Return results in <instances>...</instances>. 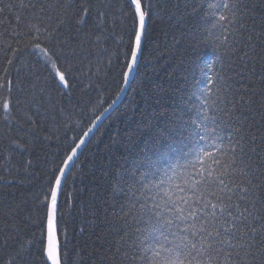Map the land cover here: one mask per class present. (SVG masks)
Masks as SVG:
<instances>
[{
    "label": "snow or ice",
    "instance_id": "snow-or-ice-1",
    "mask_svg": "<svg viewBox=\"0 0 264 264\" xmlns=\"http://www.w3.org/2000/svg\"><path fill=\"white\" fill-rule=\"evenodd\" d=\"M171 0H87L74 9L70 0H0V15H15L16 26L10 41L0 48L4 63L0 68V119L8 125L0 128V137L31 156L40 146L37 128L55 122L56 107L45 88L23 83L17 62L28 55L37 57L47 72L46 81L59 88L71 87L69 70L61 63L68 40V20L76 24L91 16L92 29L80 35L73 54L99 64L106 60L105 72L116 67L117 100L138 71L143 55L148 20L154 11L187 24L197 53L192 61L193 75L187 83V95L181 97L179 115L166 127L143 141L135 150L124 145L125 154L108 148L109 163L116 161L111 175L113 203L105 200L91 213L93 220L103 211L104 222L120 235L113 257L118 264H264V0L259 5L243 0H202L199 12L178 15L179 6L169 8ZM187 7V5H185ZM261 9L259 18L256 10ZM130 22V23H129ZM117 26L121 27L116 33ZM77 33L80 29L77 27ZM119 36L116 47H109L112 36ZM125 37H127L125 39ZM55 45L53 46V42ZM203 49L206 55L201 56ZM198 61V62H197ZM115 62V63H114ZM27 72V65H24ZM13 70L16 79L12 77ZM100 67H96L98 75ZM113 100L84 127L76 121L80 135L63 148V155L43 175L40 189L31 194L33 201L26 217L38 233L17 242L8 264H69V233L61 212L68 173L77 166L82 148L99 129L98 122L117 102ZM95 113L101 100L83 102ZM47 105V106H46ZM90 105V107H89ZM52 115H49V112ZM66 109L61 106L60 115ZM193 113L194 118L184 117ZM35 117H39L38 123ZM13 125L15 135H13ZM45 135L43 140H50ZM121 143L113 138V146ZM15 167V175L13 168ZM33 161L22 166L12 164V152L0 153V187L31 183ZM23 174V175H22ZM27 204V200L24 201ZM73 196L65 204L71 208ZM111 210V218L109 217ZM10 217L14 215L9 210ZM113 221H121L115 226ZM19 232L17 225L3 229ZM84 229L81 228V232ZM63 232L64 240L60 236ZM16 241L17 236L4 238ZM82 264V262H81Z\"/></svg>",
    "mask_w": 264,
    "mask_h": 264
},
{
    "label": "trees",
    "instance_id": "trees-1",
    "mask_svg": "<svg viewBox=\"0 0 264 264\" xmlns=\"http://www.w3.org/2000/svg\"><path fill=\"white\" fill-rule=\"evenodd\" d=\"M70 2L74 3L73 11H75L82 3L86 5L87 0H70ZM243 2L259 5L260 0H243ZM201 4L202 0H171L168 6L175 11L173 6L178 5V15L184 12L192 14L193 8H196L197 13L194 15L198 16L202 14L199 12ZM260 12L261 9L257 8V18ZM94 16L95 8L91 16L85 17V21L77 25L75 21L78 17L72 16L70 12L66 21L69 24V31L65 32L61 39L68 40L69 43L64 46L60 63L69 70L68 79L71 85L69 89H63L62 86L58 88L50 80L46 81L47 72L42 61L38 62L37 57L25 55L17 62V67L22 69L21 76L26 77L23 80L25 86L30 89L33 83H37L38 89L45 88L46 93L51 95L56 107L57 119L55 122H44V131L37 128V134L41 137L40 146L31 156L22 153L19 149L12 151L14 146L10 147L8 141L0 137V153L8 155L12 152L14 166H22L25 160L31 159L33 168L30 171L34 177L31 183L17 184L7 189L0 187V264H8L17 242L29 238L33 232L39 234L38 229L26 219L33 204L31 194L40 189L43 183L42 177L52 167V162L58 161L63 155L64 145L74 136L78 137L81 134L75 126L76 121H82L81 127H84L90 119H94L95 115H99L117 98L118 89L113 79L117 68L114 67L106 73V60L104 64L98 65L97 59L93 57L89 71L88 61L73 54L80 35L92 29ZM192 18V15H188L182 22H178L175 18L170 20L160 11L153 12L148 20V31L138 71L134 73L123 98L81 151L77 166L68 173L60 201L61 212L64 215L61 227L67 224L68 248L72 250L69 264H81V262L82 264H118L119 257L115 260L113 257L119 246L120 235L115 233L114 227L105 224L103 211L95 220L91 215L93 209L102 206L105 200L109 205L113 203L111 175L107 173L115 167L116 161L112 160L111 164L109 163L108 148L111 147L118 155L125 154L124 145L135 150L138 145L142 146L144 140L163 130L170 120H174L176 118L174 111L179 115L178 106L181 105V97L186 98L187 83L191 82L193 75H199L198 71H193L192 61L196 60L197 53L190 47L194 41L187 29V24L191 23ZM16 24L15 15L8 13L0 15V48L10 41L15 46L11 32ZM77 27L80 29L79 34L76 31ZM120 31L121 27L117 26L115 32L118 34ZM118 39V35L110 37L111 49L116 47L115 41ZM207 52V49H203L201 56L206 55ZM3 63V53L0 52V68L3 67ZM24 65H27V69L31 71L26 73ZM97 66L101 69L99 74H91L96 72ZM12 77L16 79L15 70ZM89 99L93 104L101 100L103 103L99 104L94 114L88 112L85 115L86 107L83 102ZM61 106L66 109L63 116L59 113ZM49 115H52L51 110ZM189 116L194 118L193 113H188L184 118L188 119ZM34 119H37L38 123L42 122L39 117L34 116ZM7 127L8 125L0 119V128L6 131ZM13 135H15L14 125ZM45 135H50L51 139L43 140ZM114 137H118L121 143L113 146ZM0 174L10 179L2 170ZM13 175H15V167ZM69 193L73 196L71 208L65 204ZM25 200L27 204L24 203ZM10 209L14 211L11 217L8 215ZM109 217L111 218L110 209ZM6 221L8 226L17 225L19 232H15L10 227L9 230L4 231ZM121 223V221H113L115 226ZM81 228L84 229L83 232ZM11 235H16L17 240H9L5 245L4 238ZM60 239L63 242V232ZM34 259L36 264H39V258Z\"/></svg>",
    "mask_w": 264,
    "mask_h": 264
},
{
    "label": "water",
    "instance_id": "water-1",
    "mask_svg": "<svg viewBox=\"0 0 264 264\" xmlns=\"http://www.w3.org/2000/svg\"><path fill=\"white\" fill-rule=\"evenodd\" d=\"M133 76H134V73H133ZM130 81H131V80H130ZM129 83H130V82H129ZM128 85H129V84H128ZM128 85L126 86V90H125V92H123V93L120 94L119 99H118V100H117V98L115 99V100H117V102L113 105V107L109 110V112L105 114L106 116H108V115L112 112V110L114 109V107L117 106V104H118V103L120 102V100L123 98V96L125 95V93H126V91H127V89H128ZM104 120H105V119L102 118V122H103ZM98 124H99V126H100L102 123H101V122H98ZM88 141H89V140H88ZM87 143H88V142H87ZM87 143H86V144H87ZM85 146H86V145H85ZM85 146H84V147H85ZM84 147H83V148H84ZM83 148H82V150H83ZM82 150H81V151H82Z\"/></svg>",
    "mask_w": 264,
    "mask_h": 264
}]
</instances>
